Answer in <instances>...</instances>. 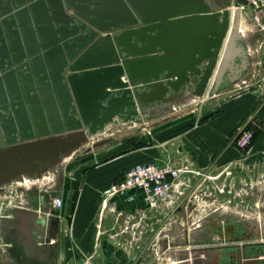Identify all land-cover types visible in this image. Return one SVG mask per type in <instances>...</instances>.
<instances>
[{
  "label": "crops",
  "instance_id": "obj_1",
  "mask_svg": "<svg viewBox=\"0 0 264 264\" xmlns=\"http://www.w3.org/2000/svg\"><path fill=\"white\" fill-rule=\"evenodd\" d=\"M25 1L0 0V151L11 164L16 147L39 143L58 155L49 174L64 167L58 194L64 206L51 213L54 220L45 221L46 228L50 222L58 228L44 243L49 259L143 264L142 253L126 262L114 246L122 237L114 233L116 227L130 222H124L128 215L148 212L141 196L134 191L106 201L103 196L135 165L170 164L180 171L176 181L184 183V197L177 200L176 214L187 211L182 202L190 201L194 190L213 193L209 181L235 186L237 174H258L264 167V99L251 95L255 88L247 81L253 77L229 81L227 72L215 92L211 82L202 97L196 94L206 64L200 54L207 51L210 35L204 20L196 25L188 20L204 8L228 10L240 0H33L16 8ZM244 25L240 21L242 44L253 60L248 58L249 66L261 67L260 33ZM124 47L152 53L138 57L136 85L115 88L112 52ZM147 77L150 87L142 81ZM127 79L122 68L118 82ZM203 102L208 104L201 120H195L196 108L183 114ZM151 121L153 143L146 136ZM137 123L144 129L138 139L114 143L117 129L131 130ZM243 129L258 131L249 153L234 146ZM225 191L233 197L220 203L202 196L196 204L226 221V212L236 210L237 193L232 187ZM258 245L240 251L237 263L264 264V251L253 249Z\"/></svg>",
  "mask_w": 264,
  "mask_h": 264
},
{
  "label": "rangeland",
  "instance_id": "obj_2",
  "mask_svg": "<svg viewBox=\"0 0 264 264\" xmlns=\"http://www.w3.org/2000/svg\"><path fill=\"white\" fill-rule=\"evenodd\" d=\"M244 26L255 29L249 22ZM257 37L260 43H264L262 34ZM259 54L264 58V45ZM248 58L251 63L252 57ZM242 76L246 79L253 77L252 81H247V85L255 90L249 89L252 92L249 90L247 92L261 96L263 100L264 63L257 68L249 66ZM207 104L203 102L197 107L195 105L187 107L183 109V114L186 115L190 109L196 108L198 115L195 120H201L204 113L202 110L207 108ZM138 123L131 130L126 127L117 129L113 142L117 143L125 138H133L132 141L138 139L144 130ZM260 125L257 126L261 127ZM146 128L147 142L153 143L154 122H149ZM63 168L58 166L52 178L43 177L40 180L29 181L26 185H18L14 181H0V264H48V260L49 264H74L73 261H76L68 258L65 261L54 260L51 257L49 259L46 252H43L44 257L41 254V249L46 246L44 243L48 238L52 239L51 237L57 235L58 228L54 223L50 222L49 229L46 228L45 221L54 218L52 214H46L44 206L52 198H61L58 194L61 193L65 176ZM66 176L69 178L68 174ZM73 176L74 174L70 175L71 178ZM237 177L239 179L235 186H231L237 193L234 195L236 210L232 213L226 212L229 214L226 221L220 219L218 211L198 207L195 197L204 192L194 190L189 194L190 201L182 202L187 205L184 214L172 217L166 210L148 211L140 217L128 220L130 222L125 224L121 222L120 227H116L114 231L122 236L119 244L114 243L115 249L125 257L126 262H132V255L142 253L143 264H238L239 258L237 257V261L236 256L240 251L244 252L254 245L264 243V167L258 168V174L243 173L237 174ZM216 183L217 181L208 183L212 187L213 193L210 198L213 201L219 199L221 203L225 198L233 197L225 191L231 189L229 182L228 184L223 182L224 185ZM219 189H223L224 193H220ZM251 221L252 225L246 227L245 223ZM40 224H43V229ZM23 228L30 236L28 248L20 237ZM262 246L253 249L264 251V245ZM73 253L75 252L71 250V254ZM204 254L206 258L201 260L200 257Z\"/></svg>",
  "mask_w": 264,
  "mask_h": 264
},
{
  "label": "water",
  "instance_id": "obj_3",
  "mask_svg": "<svg viewBox=\"0 0 264 264\" xmlns=\"http://www.w3.org/2000/svg\"><path fill=\"white\" fill-rule=\"evenodd\" d=\"M32 1L33 0H26L25 2L17 3L16 8L21 9L24 3H28L31 6ZM201 11L202 14L196 15L197 12H195L194 16L188 20L194 22L195 25L198 21L204 20V28L209 31L210 35L207 51L204 52V54H200L202 56L200 61L206 64L197 86L196 94L198 97H202L211 82L213 85V92H215L222 84L223 76L227 74V72L231 75L229 81H233L241 76L249 66L248 53L242 44L239 12H234L231 17L228 10L204 8ZM161 21L165 23V20ZM161 37L164 38V36ZM114 40L116 46H118L120 37H115ZM124 52H122L124 55H120L119 58L116 56L115 52H112L115 68L110 69V75L114 80L112 85L115 86V88L120 86L128 87L129 85L133 87L136 85L134 81L137 76L136 64L138 63V57H144L152 53L150 51L140 52L138 50ZM168 55L171 57L172 53ZM122 68L127 72L128 82L120 85L118 78L120 79ZM142 81L144 86L150 87L148 86V83H151L150 78H142ZM71 149L72 148L65 151V154H67L66 156L69 155ZM14 151L16 157L11 164L4 152L0 151V181H15L21 174H28L30 180L37 179L41 177L42 174L47 173L58 161L56 152L51 150L50 147L40 146L39 143L20 145L16 147ZM45 159H49V161L47 162ZM174 207L178 208L177 202L174 204ZM256 238L258 239V236H256Z\"/></svg>",
  "mask_w": 264,
  "mask_h": 264
},
{
  "label": "built area",
  "instance_id": "obj_4",
  "mask_svg": "<svg viewBox=\"0 0 264 264\" xmlns=\"http://www.w3.org/2000/svg\"><path fill=\"white\" fill-rule=\"evenodd\" d=\"M228 11L233 16L234 12H239L240 21L244 24H252L255 31L264 37V0H240L231 6ZM264 45V43H263ZM253 132L243 129L235 139L234 146L242 153H249ZM180 171L174 169L170 164L158 165L153 162L138 164L130 168L122 178L112 183L104 192L105 201L111 198L124 197L130 191L137 192L148 211L166 210L168 214L174 213V204L178 199L184 197L180 188L184 183L177 182ZM211 179V178H209ZM223 187V186H222ZM223 193V189H219ZM212 193H202L195 197L200 202L202 196L210 197ZM64 206L61 198H52L46 204V214L50 215L53 211L60 210ZM128 215L125 221L132 219Z\"/></svg>",
  "mask_w": 264,
  "mask_h": 264
},
{
  "label": "flooded vegetation",
  "instance_id": "obj_5",
  "mask_svg": "<svg viewBox=\"0 0 264 264\" xmlns=\"http://www.w3.org/2000/svg\"><path fill=\"white\" fill-rule=\"evenodd\" d=\"M9 8H11L10 7V4L8 5V10L7 11H9ZM125 36H127V35H124V36H121V38H125ZM119 51H121V52H119ZM119 51L117 50V51H115V53H116V56L119 58L120 57V55H124L122 52H126V51H128V52H132V51H134V50H131V49H129V48H125L124 47V49H121V48H119ZM124 52V53H125ZM120 53H122V54H120ZM179 208V207H178ZM174 213L173 214H175V215H177L176 213H177V208H175L174 207ZM181 209V208H180ZM199 222V221H198ZM252 223H245V225H247L246 227H249L250 225H251ZM40 227H41V229H43V224H40ZM31 233V232H30ZM21 235H20V237H21V239H24L25 240V242H23V243H25V247L26 248H28L27 246H28V244L27 243H29V239H30V236L26 233V229L25 228H23V230L21 231V233H20ZM42 250V252H41V254H42V257H44V254H43V252H45V251H43V250H46V248L44 247V248H42L41 249Z\"/></svg>",
  "mask_w": 264,
  "mask_h": 264
},
{
  "label": "bare ground",
  "instance_id": "obj_6",
  "mask_svg": "<svg viewBox=\"0 0 264 264\" xmlns=\"http://www.w3.org/2000/svg\"><path fill=\"white\" fill-rule=\"evenodd\" d=\"M241 32V31H240ZM45 178V179H48V178H52L53 176L52 175H49V173H45V174H42L41 177L37 178V179H33L34 181L36 180H40L42 178ZM33 180H30V178H28V174H21L20 176H18L17 179H15L14 183L18 184V185H26V184H29L28 182L30 181H33Z\"/></svg>",
  "mask_w": 264,
  "mask_h": 264
},
{
  "label": "trees",
  "instance_id": "obj_7",
  "mask_svg": "<svg viewBox=\"0 0 264 264\" xmlns=\"http://www.w3.org/2000/svg\"><path fill=\"white\" fill-rule=\"evenodd\" d=\"M184 129H185V128H182V129H180V130H177V131L173 132V134H170V136H172V135H176V134H178V133H181V132L184 131ZM257 135H258V131H256V132L253 133V138H252V141H251V145H252V143H253V141H254V139L256 138ZM137 145H138V144H136L135 147H137ZM261 247H263V246H262V245H258V246L254 247V248H257V249H258V248H261Z\"/></svg>",
  "mask_w": 264,
  "mask_h": 264
}]
</instances>
